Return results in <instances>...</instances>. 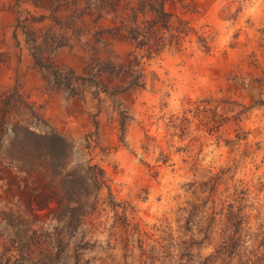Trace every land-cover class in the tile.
Segmentation results:
<instances>
[{"label": "rangeland", "instance_id": "obj_1", "mask_svg": "<svg viewBox=\"0 0 264 264\" xmlns=\"http://www.w3.org/2000/svg\"><path fill=\"white\" fill-rule=\"evenodd\" d=\"M27 130L65 141L62 173L104 171L82 224L26 201L51 163ZM180 242L264 250V0H0V264H160Z\"/></svg>", "mask_w": 264, "mask_h": 264}, {"label": "trees", "instance_id": "obj_2", "mask_svg": "<svg viewBox=\"0 0 264 264\" xmlns=\"http://www.w3.org/2000/svg\"><path fill=\"white\" fill-rule=\"evenodd\" d=\"M20 145L25 151L42 146L44 158L51 160V163L42 166V179L38 182L39 178L36 181L37 185L33 188L36 195L26 198L30 206L35 207L33 205L38 204V209L48 210L49 215H54L70 229L72 225L82 224L88 214L95 212L99 205L100 193L107 186V180L101 168L93 165L89 166L85 172L62 173L60 163L58 161L55 163L54 158H58L57 155L60 153H65V141L56 134L39 135L27 130L26 136L18 140L17 147ZM37 177H41L40 174ZM241 224L239 223V226ZM237 234H232L226 245L219 248L217 254L226 255V257L237 255L238 249L234 246L238 238ZM173 247L177 248V257L172 256L171 253L168 254L162 247L160 254L167 256L165 261L158 260L160 264H209V257L203 260L196 258L184 242L175 243ZM248 254L250 255V252ZM263 255L264 250L253 255L255 257L247 256L241 264H264ZM154 262L157 260L154 259Z\"/></svg>", "mask_w": 264, "mask_h": 264}]
</instances>
